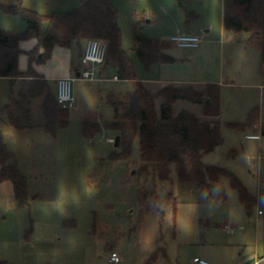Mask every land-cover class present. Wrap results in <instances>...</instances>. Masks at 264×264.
I'll return each mask as SVG.
<instances>
[{
  "label": "rangeland",
  "instance_id": "obj_1",
  "mask_svg": "<svg viewBox=\"0 0 264 264\" xmlns=\"http://www.w3.org/2000/svg\"><path fill=\"white\" fill-rule=\"evenodd\" d=\"M78 1L57 0L53 6L51 3L48 6L53 15L76 9ZM134 2L117 0V10L123 48L133 61L138 80L144 84L145 81L163 77L171 82L179 80L196 87L205 83L222 85L221 129L224 143L208 154L205 162L232 171L248 192L258 197L261 182L264 185V137L261 135L264 125V82L259 72V52L246 48V39L221 45L217 33L212 30V23L216 21L224 26V0L185 2L184 8L200 16L190 26H186L183 9L177 0H153L156 19L141 22H133ZM0 4L14 5L16 0H0ZM9 18L0 9V27H4V21ZM16 20L23 27V21L20 18ZM135 30L168 43L177 35L203 36L205 30L212 32L210 41L204 43L199 54H196L197 49L171 44L166 53L176 60L175 63L155 66L150 71L137 56ZM115 75H118L117 70L108 66L103 71L101 81L97 72L93 82H75L73 94L76 107L70 111L69 125L58 130L56 139L43 131L41 135L33 131L26 135L31 139L27 151H12L20 172L28 180L29 206L0 216V261L8 264H101L107 263L111 252L115 251L121 257L119 264H194L196 257L212 264H252L249 242L257 247L264 245V202L254 203L247 210L230 180L224 177L217 186L225 187L226 202L218 201L217 188L212 195H207L195 191L190 184L177 181L172 185L161 184L153 177L139 176L137 168L142 162L138 139L133 145L130 160L116 162L112 159V155L120 150L115 142L110 143L108 139L116 140L120 133L110 127L115 116L110 100H126L133 91L130 82H114L112 79ZM24 80L17 79L15 84L28 82ZM85 83L99 99L95 110L90 109L84 99L82 89ZM148 87L153 91L155 89L152 84ZM9 89L10 86H4L3 92L7 96ZM16 89L19 87L15 86ZM181 102L189 104L190 108L199 107L187 101ZM40 104L41 100H34L31 106L35 124L43 121ZM254 106L260 107L257 131L254 128L243 131L229 126L231 122H246ZM174 114H178L177 109ZM83 121L99 122L101 133L93 138L87 137L83 132ZM254 134H259L261 139L246 138ZM251 144L258 149L256 171L247 166L241 156ZM88 145L96 153L91 169L84 155ZM231 151L235 154L234 158L229 156ZM85 174L99 181L100 191L95 197L84 198L79 205H70L65 216L55 211H45L47 201L55 198L60 180L79 188L80 178ZM172 176L176 179L175 170ZM140 185L148 193L147 208L156 210L143 216H140L138 203ZM176 186L185 203L198 204L195 231L191 235H183L173 228H167L161 221L153 249L142 250L139 244L142 228L152 222L159 205L165 204L168 198L175 201L172 190ZM225 225L234 227L236 233L228 232ZM256 259L259 264H264V255L257 252Z\"/></svg>",
  "mask_w": 264,
  "mask_h": 264
},
{
  "label": "trees",
  "instance_id": "obj_2",
  "mask_svg": "<svg viewBox=\"0 0 264 264\" xmlns=\"http://www.w3.org/2000/svg\"><path fill=\"white\" fill-rule=\"evenodd\" d=\"M183 9L186 26L192 25L200 16L184 8L185 2L177 0ZM0 9L10 15L19 16L27 25L23 33L0 30V77L10 79L9 99L0 112L6 114L19 129H28L33 125L31 105L34 100L43 99L42 113L44 128L56 138L58 130L69 125V111L63 110L52 94L49 83L35 70L34 65L46 63L56 46L70 47L73 42L82 43L89 39H102L108 43L105 65L114 67L120 80L133 85V91L126 100H110L115 116L110 127L120 133L119 152L112 155L118 161L130 160L135 140H139L140 160L139 176L147 175L161 184H190L195 191L212 195L217 188L218 201H226L224 186H217L221 178H228L238 192L241 203L249 210L256 201L241 180L230 170L219 165L204 163V156L212 153L224 143L219 118L222 115V87L207 84L203 89L193 86L167 85L156 93H151L138 80L133 61L123 48V33L119 27V13L111 0H81L78 7L70 12L51 15L53 24L42 29L34 12L25 15L15 5H2ZM224 27L238 33H248L245 45L259 52L260 72H264V0H224ZM35 40V48L28 53L29 64L25 71L19 68V58L24 53L20 44ZM136 53L148 70L157 64H172L175 59L166 52L171 41L152 39L134 31ZM25 79L24 88L16 93L14 83ZM158 100L161 104L158 105ZM187 101L200 105L203 115L216 122L202 120L190 111L183 110L174 114L177 101ZM259 108L255 107L246 122L230 123V127L245 131L254 128L259 120ZM98 123L84 122L83 132L93 138L101 133ZM264 134V126H263ZM235 157L233 151L229 155ZM174 162V163H173ZM0 181L10 178L15 186L18 207L29 205L28 180L18 170L14 155L0 143ZM175 170L176 179L172 176ZM147 191L140 185L138 203L140 216L154 212L146 206ZM157 196V195H156ZM0 264H8L0 261Z\"/></svg>",
  "mask_w": 264,
  "mask_h": 264
},
{
  "label": "clouds",
  "instance_id": "obj_3",
  "mask_svg": "<svg viewBox=\"0 0 264 264\" xmlns=\"http://www.w3.org/2000/svg\"><path fill=\"white\" fill-rule=\"evenodd\" d=\"M15 6L25 15L34 12L36 20L42 29H46L53 24L51 9L47 0H38V2L37 0H16ZM132 7L133 22L156 19V9L153 6V0H135ZM12 29V21L6 19L4 21V30L10 32ZM212 30L217 33L221 45H229L237 39L248 38V33H238L235 30L227 29L216 21L212 23ZM82 91L88 107L95 110L99 103L98 97L86 83L83 85ZM24 132L25 130L17 128L4 114V121L0 122V143L11 151L18 149L27 151L31 145V139L24 135ZM84 155L89 162L88 168L91 169L95 164L96 157L91 145L85 147ZM241 156L247 166L254 171L257 170L258 149L255 144H251ZM0 183L7 189V193L4 196H0V210L4 213L12 212L17 208L14 183L10 178H4ZM99 191V181L86 174L81 176L79 188L70 186L60 180L57 184L55 198L47 201L45 211H55L59 215L65 216L70 205H79L82 199L93 198ZM172 195L175 197V201L168 198L165 204L159 205V211L156 212L152 222L142 228L139 237V244L142 250L151 251L153 249L159 234L161 221L167 228H173L177 233L183 235H191L195 231L198 204L195 202L185 203L178 186L173 188ZM248 251L251 253L252 264H259L256 259V253L259 252L264 255V245L257 247L249 242Z\"/></svg>",
  "mask_w": 264,
  "mask_h": 264
},
{
  "label": "crops",
  "instance_id": "obj_4",
  "mask_svg": "<svg viewBox=\"0 0 264 264\" xmlns=\"http://www.w3.org/2000/svg\"><path fill=\"white\" fill-rule=\"evenodd\" d=\"M57 1V0H47V3L50 4L51 3V6H53V3ZM81 0H79L78 2L80 3ZM112 3L114 4V6L116 7V9H118V3H117V0H111ZM77 2V1H76ZM3 5V4H2ZM15 5V4H14ZM223 11H224V2H223ZM118 13H119V10H118ZM6 14V13H5ZM56 14V13H55ZM8 16H10L11 18L9 19H13L11 20L12 21V24H13V29L11 32H14V33H23L26 31L27 29V25L26 23L19 17V16H16V15H10V14H7ZM21 19L23 21V27L21 26L22 24H19V22H17L18 20L16 19ZM120 18V17H119ZM0 30H4V27H0ZM211 30H205L203 32V36H199L202 40L199 48H197V52L196 54H199L200 50L202 49L201 47L204 45V43L207 44V42L210 41L211 39ZM193 35V34H191ZM198 36V35H196ZM85 45H86V41L82 42V43H78V42H73L71 44L70 47H61V46H56L53 50V53L50 57V59L44 63V64H35L34 65V70L40 75L42 76L43 79H45L49 85H50V88H51V92L53 95L56 96V91H57V80L59 78H62V77H78L79 76V73L81 70H83V66L81 64V58L83 56V53H84V50H85ZM36 46V41L35 40H28V41H23L21 44H20V47L21 49L24 51V53L20 56L19 58V68L21 71H25L28 67V64H29V55L28 53L31 52ZM246 48H249L246 46ZM187 49H190V48H187ZM261 59V58H260ZM163 65H168V64H157V65H154L152 67V69L155 67V66H163ZM257 66V70H258V65ZM108 68L107 65L105 64H96L94 65V77L96 78V74L97 72H99V81L102 80V74H103V71ZM253 68V67H252ZM151 69V70H152ZM150 70V71H151ZM260 72V71H259ZM260 75L263 79V82H264V72H263V75L262 73L260 72ZM80 80L82 79H78L76 82H79ZM114 82H120V81H124V80H120L118 75H115L112 79ZM86 81V80H85ZM88 82H93L92 81H88ZM128 82V81H127ZM149 84H152L154 85V91L152 89H150ZM207 84H212V83H205L201 86H193V85H185L182 83V81H169V79H165V78H155V79H151V80H148V81H145L144 82V86L151 92V93H156L158 92L161 88L167 86V85H173V86H180V87H184V86H193L197 89H203ZM220 85V84H218ZM227 85H230V86H233L234 83H228ZM4 86H10V79L9 78H4V77H0V87H2V90H0V108L1 106H6L7 103H8V99H9V95L7 96L5 92H3L4 90ZM15 86L19 87V89H16V93L20 92L23 88H24V83L21 84L20 82H17L16 84L14 83V90H15ZM222 87V93H223V86L220 85ZM264 89V88H263ZM10 90V89H9ZM37 100H41V104H40V108H41V113H42V103H43V99L40 98V99H37ZM36 100V101H37ZM182 100L180 101H177L175 104H174V110L177 109L178 110V114L183 111V110H187V111H190L191 113L195 114L198 118L202 119V120H210L211 122H216L217 119H208L206 118L204 115H203V108L202 106L198 105L199 107H195V108H190L188 105L189 104H184L183 102H181ZM34 102V101H33ZM32 102V104H33ZM161 104V100L159 102V105ZM32 106V105H31ZM192 107V106H191ZM255 107H258L259 108V112H260V107L259 106H254L251 111L255 108ZM3 109H0V112L2 111ZM250 111V112H251ZM200 112V113H199ZM249 112V114H250ZM201 114V116H200ZM248 114V115H249ZM1 115V114H0ZM177 115V114H176ZM4 116V115H3ZM3 116H0V122H3L4 121V118ZM42 116H43V113H42ZM69 116H70V111H69ZM248 118V116H247ZM221 119H222V115L221 117L219 118V125H220V129L222 128V122H221ZM259 119H260V113H259ZM33 122V125L31 128H28V129H24L25 132H24V135H29L30 133H32L33 131H38L41 135V131H43V133H45V135H49L45 128H44V125H45V118L43 116V121L41 123H38V124H35L34 121ZM84 122H92V123H98L100 124L99 122H93V121H83V124ZM232 123V122H231ZM230 124V123H229ZM101 125V124H100ZM264 126V125H263ZM263 126H262V129H263ZM261 129V135L262 137H264V134H263V131ZM254 130L257 131L258 130V127L257 125H255L254 127ZM221 133H222V129H221ZM50 136V135H49ZM254 136H258V138H253ZM121 138V137H120ZM246 138L248 140H260L261 139V136L259 134H254V135H247ZM56 139V138H54ZM110 143L112 142H115V140L113 138H110L108 139ZM121 140V139H120ZM119 147V146H118ZM9 150V149H8ZM13 155H14V158H15V162H16V165H17V168L19 170V165H18V162L16 160V156L15 154L9 150ZM208 155V154H207ZM204 156V163L205 162V158L206 156ZM207 164V163H206ZM0 171H1V166H0ZM20 171V170H19ZM22 174V173H21ZM23 175V174H22ZM259 190H260V195L258 197H254L256 198V201L255 203L257 202H264V185L263 183L261 182V186H259ZM7 193V189L6 187L0 183V196H4L5 194ZM28 193H29V185H28ZM227 196V194H226ZM15 199H16V196H15ZM17 200V199H16ZM226 200H227V197H226ZM226 202V201H225ZM241 202V201H240ZM29 206V205H28ZM17 208L21 209L23 207H18V202H17ZM248 210V209H247ZM260 213V212H259ZM5 213L0 210V216L4 215ZM227 225H225L226 227ZM243 229V228H241ZM227 230V229H226ZM228 231V230H227ZM229 232V231H228ZM235 233H236V230H235ZM232 234V233H231ZM234 234V233H233ZM109 262V260H108ZM107 262V263H108ZM101 264H106V263H101Z\"/></svg>",
  "mask_w": 264,
  "mask_h": 264
},
{
  "label": "built area",
  "instance_id": "obj_5",
  "mask_svg": "<svg viewBox=\"0 0 264 264\" xmlns=\"http://www.w3.org/2000/svg\"><path fill=\"white\" fill-rule=\"evenodd\" d=\"M181 48L197 49L202 40L195 35H177L170 40ZM108 54V43L102 39H89L86 41L85 50L81 58V64L84 67L76 77H62L57 80L56 100L58 105L65 111H71L76 107V99L73 94V85L78 79L92 81L94 79V65L105 64ZM253 138H258L254 136ZM262 215V211L259 213ZM230 233H235V228L227 225L225 227ZM121 262L120 255L111 252L109 262L106 264H119ZM194 264H212L198 257L194 258Z\"/></svg>",
  "mask_w": 264,
  "mask_h": 264
},
{
  "label": "water",
  "instance_id": "obj_6",
  "mask_svg": "<svg viewBox=\"0 0 264 264\" xmlns=\"http://www.w3.org/2000/svg\"><path fill=\"white\" fill-rule=\"evenodd\" d=\"M120 136H118L115 140V146L118 147L120 145Z\"/></svg>",
  "mask_w": 264,
  "mask_h": 264
}]
</instances>
